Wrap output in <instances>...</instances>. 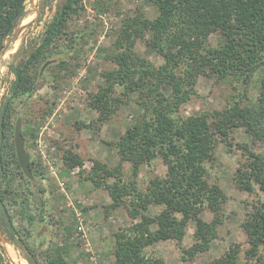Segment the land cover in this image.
Masks as SVG:
<instances>
[{"label":"trees","instance_id":"1","mask_svg":"<svg viewBox=\"0 0 264 264\" xmlns=\"http://www.w3.org/2000/svg\"><path fill=\"white\" fill-rule=\"evenodd\" d=\"M25 1L0 0V50L24 16ZM144 2L155 9L156 15L150 18L138 9L122 20L106 51L105 58L112 67L101 72L103 82L87 99L89 107L99 113V121L130 102L139 110L132 125L112 142L119 162L109 166L94 159L92 165L90 179L107 190L112 207L128 198L131 215L138 218L127 229L115 233L113 264H166L160 258L147 256L145 247L172 238L181 244L191 219H196L195 240L188 249L181 247L185 257L207 250L222 222L221 209L227 197L217 184L205 179L206 162L212 160L219 142L232 145L230 132L234 127L264 137V0ZM111 3L112 0H61L39 40L29 43L20 61L9 65L14 78L0 104V223L16 235L15 239L24 242L31 264L33 258L39 264V254L44 264H58L65 248L58 246L56 254H50L37 252L29 243L30 228L38 223V217L42 219L45 173L36 160L29 162L31 179L19 166L13 143L16 105L38 84L48 82L56 90L76 73L95 30L87 20L76 28L73 23L87 7L102 13ZM212 34L219 38L215 45L209 42ZM138 39L146 40L163 62L155 65L141 55L136 49ZM49 60L52 62L40 74L41 66ZM255 74H259V84L253 102L242 104L243 100H236L221 110L177 114L196 93L199 75L235 79L246 87ZM157 156L166 164V175L150 179L142 191L136 180L139 168ZM62 158L69 167L82 164L80 155L69 149ZM247 159L236 169V185L249 192L257 185L263 198L243 224L250 245L244 264H264V152L249 150ZM125 161L131 164L132 178L128 182L122 178ZM110 177L114 178L112 182L108 181ZM152 203L161 205V211L155 215L144 213L142 210ZM204 207L213 212L210 221L200 217ZM0 264H8L1 252ZM210 264H238L237 250L230 247Z\"/></svg>","mask_w":264,"mask_h":264},{"label":"rangeland","instance_id":"2","mask_svg":"<svg viewBox=\"0 0 264 264\" xmlns=\"http://www.w3.org/2000/svg\"><path fill=\"white\" fill-rule=\"evenodd\" d=\"M60 1H25V13L18 25L36 19L13 41L11 39L16 27L0 54V104L14 78L9 65L20 61L22 50H26L29 43L35 44L39 40ZM138 9L150 18L156 15L155 9L145 4L144 0H112L108 11L102 13L87 7L73 25L76 28L87 20L95 32L85 46L87 52L81 55L76 73L65 79L56 90L48 82L38 84L29 96H23L16 105L30 160L40 162L45 173L43 182L46 192L41 197V223L30 228L28 240L37 252L56 254V248L63 246V260L58 264H113L115 233L127 229L138 220L131 215L130 199L124 198L121 205L112 207L107 190L95 185L90 179L94 159L109 166L119 162L112 142L136 120L138 107L130 102L106 120L99 121V113L91 109L87 101L88 94L97 91L103 82L101 72L112 67V63L105 58L106 51L117 36L122 20ZM218 40L217 34L209 37V42L214 45ZM136 49L155 65L163 62L162 57L144 39L137 40ZM258 77L259 74H255L251 82L243 87L235 79L218 80L199 75L195 84L196 93L181 105L177 114L189 116L221 110L236 100H243L242 104L253 102L259 84ZM164 90L168 92L169 89L165 86ZM47 109L48 113L43 114ZM230 135L233 138L232 145L219 142L213 149L212 160L206 162L205 179L217 184L227 197L221 209L222 222L209 248L193 257H185L182 248L188 249L195 240L196 219H191L181 244L174 238L156 241L145 247L147 256L160 258L166 264H210L233 247L237 250L238 264L246 262V251L250 245L243 224L250 218L254 205L263 198V193L257 185L253 192L239 189L235 182L236 169L248 161L249 150L264 152V137L252 136L243 127H234ZM66 149L80 155L81 166L69 167L64 163L62 154ZM166 172V164L160 156L141 164L136 176L139 189L145 191L150 179L164 177ZM122 178L125 182L132 178L131 164L127 161L122 163ZM113 180L112 177L108 179L109 182ZM161 209V205L152 203L142 211L155 215ZM200 217L210 221L213 212L204 207ZM68 227L71 229L67 230ZM0 230L2 236L11 242L4 244L0 240V252L6 262L31 264L28 261L29 252L21 244L22 240L15 239L10 229L2 223ZM40 257L39 254V264H44ZM33 262L37 264L34 258Z\"/></svg>","mask_w":264,"mask_h":264},{"label":"water","instance_id":"3","mask_svg":"<svg viewBox=\"0 0 264 264\" xmlns=\"http://www.w3.org/2000/svg\"><path fill=\"white\" fill-rule=\"evenodd\" d=\"M38 10H36V15H38ZM36 18H33L32 20H30L29 22H27L26 24H19L16 28L14 37L11 39L13 41H15L18 36L20 35L21 31L30 26ZM10 40L9 36H7L4 39V47L0 50V54L3 52V50L5 49V45H6V41ZM51 62V60L46 61L41 69H40V73L43 71V69ZM13 143H14V148H15V154H16V158L17 161L19 163V166L22 170V172L24 173L25 176H27L28 178H33L32 176V172L30 170V166H29V162H30V154L29 152L26 150L25 148V140L24 137L22 135V121H21V117H18L15 121L14 124V128H13ZM45 229V227H44ZM0 240L2 243L7 244V243H11L10 241H8L6 238H4L2 236V232L0 230ZM29 264V263H28Z\"/></svg>","mask_w":264,"mask_h":264},{"label":"flooded vegetation","instance_id":"4","mask_svg":"<svg viewBox=\"0 0 264 264\" xmlns=\"http://www.w3.org/2000/svg\"><path fill=\"white\" fill-rule=\"evenodd\" d=\"M37 221H38V223H41V219H40V217H38ZM14 235H15V234H14ZM15 236H16V235H15ZM38 236H40V235H38ZM18 240H19V238H18ZM21 244L24 246V248H27V247L25 246L24 242H22Z\"/></svg>","mask_w":264,"mask_h":264},{"label":"bare ground","instance_id":"5","mask_svg":"<svg viewBox=\"0 0 264 264\" xmlns=\"http://www.w3.org/2000/svg\"><path fill=\"white\" fill-rule=\"evenodd\" d=\"M23 262V261H22Z\"/></svg>","mask_w":264,"mask_h":264}]
</instances>
